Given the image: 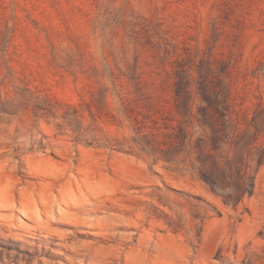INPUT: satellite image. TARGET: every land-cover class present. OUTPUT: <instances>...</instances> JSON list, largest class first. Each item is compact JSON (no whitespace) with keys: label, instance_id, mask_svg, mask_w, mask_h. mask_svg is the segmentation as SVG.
I'll return each mask as SVG.
<instances>
[{"label":"rangeland","instance_id":"rangeland-1","mask_svg":"<svg viewBox=\"0 0 264 264\" xmlns=\"http://www.w3.org/2000/svg\"><path fill=\"white\" fill-rule=\"evenodd\" d=\"M175 59L229 62L230 101L250 112L264 0H0V264H264V163L225 204L189 167L104 142H132L127 121L98 118L89 144L62 118L72 105L86 125L83 101L112 73L175 125Z\"/></svg>","mask_w":264,"mask_h":264},{"label":"trees","instance_id":"trees-1","mask_svg":"<svg viewBox=\"0 0 264 264\" xmlns=\"http://www.w3.org/2000/svg\"><path fill=\"white\" fill-rule=\"evenodd\" d=\"M156 49L164 55L170 52L165 42ZM229 67V62H222L215 73L209 63L205 66L195 59L173 60L175 125L160 124L158 118L151 117L146 105H140L112 73L108 81L91 91V102L83 101L90 116L86 125L83 113L72 105L62 118L74 127L77 137L90 132L89 144L101 139L91 134L98 118H109L118 126L127 121L135 134L132 142L128 138L120 142L116 137H106L104 142L119 148L126 144L131 151L139 147L155 160L187 166L225 204L235 206L253 194L255 173L264 163V102L250 112L237 111L230 101V85L224 79ZM110 91L117 98L116 109L107 104ZM163 128L170 131H160Z\"/></svg>","mask_w":264,"mask_h":264},{"label":"bare ground","instance_id":"bare-ground-1","mask_svg":"<svg viewBox=\"0 0 264 264\" xmlns=\"http://www.w3.org/2000/svg\"><path fill=\"white\" fill-rule=\"evenodd\" d=\"M48 197H52V194H51L50 196H48ZM48 197H47V198H48ZM32 203H33V204H35V202H34V201H32Z\"/></svg>","mask_w":264,"mask_h":264}]
</instances>
